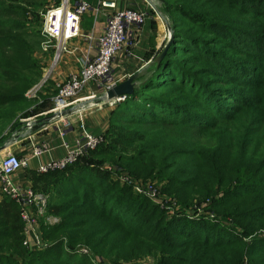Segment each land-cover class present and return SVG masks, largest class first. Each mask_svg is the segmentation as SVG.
<instances>
[{"label": "trees", "instance_id": "obj_1", "mask_svg": "<svg viewBox=\"0 0 264 264\" xmlns=\"http://www.w3.org/2000/svg\"><path fill=\"white\" fill-rule=\"evenodd\" d=\"M60 1L0 0V146L53 107L57 89L27 93L47 65L43 14ZM159 1L173 39L103 141L64 169L28 172L48 197L42 247L25 244L20 203L0 195V264H264V0ZM125 173L161 184L172 211Z\"/></svg>", "mask_w": 264, "mask_h": 264}, {"label": "built area", "instance_id": "obj_2", "mask_svg": "<svg viewBox=\"0 0 264 264\" xmlns=\"http://www.w3.org/2000/svg\"><path fill=\"white\" fill-rule=\"evenodd\" d=\"M93 14L96 23L98 16L103 15V30L97 33L95 30L83 31L82 21L85 15ZM148 12L143 4H138L135 0H96L90 3L85 0H61L57 5H50L43 14L42 33L46 40L42 44L43 52H48L54 48L52 62L48 68L56 66L65 53L73 51L71 42L75 39H84L87 45V55L83 59V65L79 73L70 75L66 80L58 83V92L53 97V107L50 112L55 113L53 119L62 122L64 127H69L71 122L67 116L77 112L82 116L86 108L91 106H102L101 102L92 103L91 106L76 107V109L65 115H60L63 111L72 107L80 98L83 90L91 83H98L105 94L110 88L117 84L114 73V59L125 47L131 52L135 50L140 41L142 27L148 19ZM54 66V67H55ZM124 78V77H122ZM34 85L28 92L36 96L37 89L45 83ZM29 93H27L29 95ZM30 96V95H29ZM91 95L88 98H93ZM126 96L113 99H106L110 105L118 104ZM22 127H26V134L37 124L36 118L29 117L23 122ZM17 135V132L15 133ZM101 141L102 135H97L81 127L73 143L64 141L66 154L63 158H52L38 167L40 172H48L56 169H64L68 165L76 162L80 157L94 149ZM4 147V146H3ZM0 148V194L8 195L16 199L21 205V217L26 224L25 244L33 242V248L42 247L43 243L36 231L35 209L44 211L48 197L35 193L32 186L18 183L14 175L28 164L27 157H21L14 152H2ZM48 143L35 144L32 154L36 157L42 156L49 151ZM121 180L133 182L134 190L149 196L154 202L172 211L175 203L171 198L161 192V184L145 182L141 179L133 181L128 174H123ZM199 208L196 215H200ZM212 217L214 216L211 214ZM80 251V249H79ZM81 251L91 254L88 248L83 247ZM95 264H112L103 258L94 257ZM154 262V261H153ZM146 260H133L120 264H156Z\"/></svg>", "mask_w": 264, "mask_h": 264}, {"label": "crops", "instance_id": "obj_3", "mask_svg": "<svg viewBox=\"0 0 264 264\" xmlns=\"http://www.w3.org/2000/svg\"><path fill=\"white\" fill-rule=\"evenodd\" d=\"M95 20L96 19L93 14L85 15L82 21L83 31L95 30L97 33H100L103 30V15L98 16L97 23ZM147 28L142 29V41L138 48L131 52L130 50H128V47H125L115 57L114 73L117 83L124 81L132 74L138 71L140 72V70L146 68L148 66V62L152 58V56L150 58H147V56L150 55L152 51L153 53H155V51L159 49V39L157 38V43H154L153 46L151 38H149V36L147 38V35L144 34ZM154 38L156 39V34H154ZM71 47L73 49L72 52L65 53L55 67L47 69L48 73L46 72L47 76L45 77L46 85L45 88L41 91L42 93L46 94L48 92L55 91L58 83L66 80L70 75L80 72L83 65V59L88 53L87 45L84 39L79 38L71 42ZM45 58L47 60L46 67H48L52 62V54L46 52ZM46 73L44 71L43 74ZM48 88L49 90H47ZM103 91V88L98 83H91L83 90L80 95L81 99H79L73 106L88 107L90 103H95V101L93 100L94 98L98 99L101 97V93L103 94ZM91 95H94L95 97L88 98ZM112 109V107L106 105L96 107L92 106L91 108H86V111H84V114L82 116H78L76 111L71 115H68L67 118L71 122V125H69V127H64L62 122H57V119L52 118L45 124H36L35 127L31 129L29 134L18 135L19 138H17L18 136L16 135L15 140H20V145L17 144L16 146L10 147L9 152H14L21 157H27L28 164L15 173V180L18 183L25 184L26 186H32V181L28 176L29 171L38 170V167L41 163H45L52 158H63L66 154V148L64 147L63 142L66 141L69 143H73L74 138L77 136L82 126H84L88 131L92 133L101 135L108 127V120ZM48 114H52V112H50V109L37 114L36 116H34V118H36L38 123V120L42 119ZM43 142L49 144V151L44 153L42 156H34L32 154L33 146L35 144H40Z\"/></svg>", "mask_w": 264, "mask_h": 264}, {"label": "rangeland", "instance_id": "obj_4", "mask_svg": "<svg viewBox=\"0 0 264 264\" xmlns=\"http://www.w3.org/2000/svg\"><path fill=\"white\" fill-rule=\"evenodd\" d=\"M138 4H143L144 5V7L146 8V10H147V12H148V19H147V21H146V23L143 25V27H142V29L143 28H147L146 30H145V32H144V34L145 35H147V38H148V36H149V38H151V40H152V43H153V46H154V43H157V38L159 39V49L157 50V51H155V54L161 49V47L164 45V44H166L167 42H168V40L170 39V36H171V24H170V19H169V17L167 16V14L164 12V10H163V8H162V6H161V3H160V1L159 0H135ZM147 26V27H146ZM154 34H156V39L154 38ZM152 35V36H151ZM141 36H142V34H141ZM143 39H144V36H143ZM141 41H142V37H141ZM141 41H140V43H141ZM148 41V40H147ZM140 43H139V45H140ZM138 45V46H139ZM138 48V47H137ZM158 55L156 54L155 56H152V58H151V60L148 62V65L149 64H152V63H154L153 61L156 59V57H157ZM44 61H46L47 62V60H44ZM47 66V65H46ZM50 66V65H49ZM48 66V67H49ZM55 66V65H54ZM53 66V67H54ZM52 67V68H53ZM45 71V73L47 72V67L45 68L44 67V70H43V72ZM48 73V72H47ZM47 73L46 74H43L42 75V78H41V80L43 79V80H45V77L47 76ZM40 80V81H41ZM40 81L38 82V84L40 83ZM45 83L42 85V86H40L38 89H37V91L35 92V94H36V96H40V93H41V91L45 88ZM57 89V88H56ZM104 92V91H103ZM29 93V92H28ZM30 95V96H29ZM29 97L30 98H34V97H36V96H34V95H32V94H30L29 93ZM102 93H101V97H102ZM101 97L100 98H98V99H96V98H94L93 100L95 101V102H98V101H100L101 102ZM106 99H103L102 98V106H109V107H112V108H114L117 104H115V105H110V104H108V102H106L105 101ZM92 104L90 103L89 104V106H91ZM97 106V105H96ZM95 106V107H96ZM92 107V106H91ZM26 119V118H25ZM25 119L23 118L22 119V121L24 122L25 121ZM22 122V123H23ZM21 126H23L22 124H21ZM26 127L24 126V127H22V128H20V129H17V136L18 135H24V134H26L28 131H26ZM8 130L9 129H7L6 131H5V133H7L8 132ZM15 138H16V134L14 133H12L11 135H9V137H8V139H7V141L3 144L4 145V147L2 148V150H3V152L4 153H7V152H9L10 151V147H13V146H16L17 144H19L20 145V140H18V139H16L15 140ZM17 138H19V136L17 137ZM24 143V142H23ZM25 143H26V141H25ZM9 148V149H8ZM8 150V151H7ZM87 155V154H86ZM86 155H83L82 157H84V156H86ZM81 158V157H80ZM79 158V159H80ZM78 159V160H79ZM2 195V194H1ZM48 201V200H47ZM46 207H47V203H46V206H45V209H44V211L42 212H40L38 209H35V212H34V215H35V217H36V225H35V227H36V231H37V233H39L38 232V228L40 227V219L41 218H43L44 216H45V213H46ZM56 221H58V218H55V217H52V216H47L46 217V222H48V223H54V222H56ZM40 236V235H39ZM39 238H41V237H39ZM140 260H146V261H150V262H155V259H154V257L153 256H150V255H148V256H145V257H142V258H139ZM139 259H136V260H139ZM153 262V263H154ZM156 263V262H155Z\"/></svg>", "mask_w": 264, "mask_h": 264}, {"label": "water", "instance_id": "obj_5", "mask_svg": "<svg viewBox=\"0 0 264 264\" xmlns=\"http://www.w3.org/2000/svg\"><path fill=\"white\" fill-rule=\"evenodd\" d=\"M172 39H173V34H172V31H171L170 39L166 43V45H165L164 49L162 50V52L156 57V59L153 62L159 63L162 60L164 54L166 53V50L168 49L169 45L171 44ZM139 74H140V72L138 71V72L132 74L131 76H129L124 81H121V82L115 84L105 94L102 95L101 100H102V98L103 99H113V98H117V97H122V96L133 94L134 90H135V84H136L135 80L138 78ZM75 109H76V107H74V106L70 107L67 110H65L62 113H60V115H65L67 113H71ZM54 116H55V113L48 114V115L44 116L42 119L38 120L37 124H45L48 121H50ZM3 146H0V148L3 147Z\"/></svg>", "mask_w": 264, "mask_h": 264}]
</instances>
